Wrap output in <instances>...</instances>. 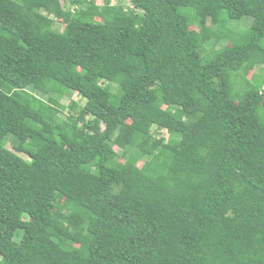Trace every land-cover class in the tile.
Returning a JSON list of instances; mask_svg holds the SVG:
<instances>
[{
  "label": "trees",
  "instance_id": "16d2710c",
  "mask_svg": "<svg viewBox=\"0 0 264 264\" xmlns=\"http://www.w3.org/2000/svg\"><path fill=\"white\" fill-rule=\"evenodd\" d=\"M123 1L0 0V264H264V0Z\"/></svg>",
  "mask_w": 264,
  "mask_h": 264
},
{
  "label": "rangeland",
  "instance_id": "374dc122",
  "mask_svg": "<svg viewBox=\"0 0 264 264\" xmlns=\"http://www.w3.org/2000/svg\"><path fill=\"white\" fill-rule=\"evenodd\" d=\"M117 0H112V3H115ZM97 3H101V0H96ZM127 6H131L130 3L128 2V0H124L123 1ZM243 19H249L250 20V17H243L241 20ZM240 20V21H241ZM239 21V22H240ZM239 22H236L234 25H237V23L239 24ZM244 25H245V22H244ZM63 26L62 23H59L57 22L55 27H58V28H61ZM250 35V30L247 28L245 30V32L243 33L242 35V38L246 39L248 38V36ZM227 45V46H230L231 45V42H229L228 40H222L221 42H218L217 46H220V45ZM255 70L252 68L250 70L247 71V74L248 76H250V74L252 72H254ZM75 101L77 102L79 105H82L84 103V99H82L79 95H77L75 92L74 93H70L68 95H65L62 99H61V102L65 105H67L70 101ZM100 126H102V123L100 124ZM163 134H164V137L166 136L165 134V131H162ZM7 147H10V144H7L6 145Z\"/></svg>",
  "mask_w": 264,
  "mask_h": 264
}]
</instances>
